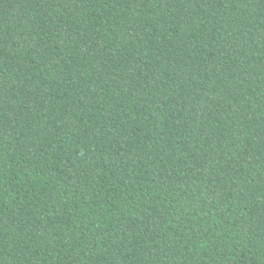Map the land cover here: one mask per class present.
I'll list each match as a JSON object with an SVG mask.
<instances>
[{
  "label": "trees",
  "instance_id": "16d2710c",
  "mask_svg": "<svg viewBox=\"0 0 264 264\" xmlns=\"http://www.w3.org/2000/svg\"><path fill=\"white\" fill-rule=\"evenodd\" d=\"M0 264H264V0H0Z\"/></svg>",
  "mask_w": 264,
  "mask_h": 264
}]
</instances>
